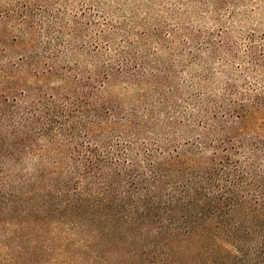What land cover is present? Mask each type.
I'll return each instance as SVG.
<instances>
[{
	"label": "trees",
	"instance_id": "obj_1",
	"mask_svg": "<svg viewBox=\"0 0 264 264\" xmlns=\"http://www.w3.org/2000/svg\"><path fill=\"white\" fill-rule=\"evenodd\" d=\"M79 10L0 0V264H264V38L175 82Z\"/></svg>",
	"mask_w": 264,
	"mask_h": 264
},
{
	"label": "rangeland",
	"instance_id": "obj_2",
	"mask_svg": "<svg viewBox=\"0 0 264 264\" xmlns=\"http://www.w3.org/2000/svg\"><path fill=\"white\" fill-rule=\"evenodd\" d=\"M51 1L79 12L84 8L91 18L122 23L123 32L134 33V50L155 69L151 72L163 78L175 71V82L189 78L203 63L218 66L229 45L243 53L247 39L264 38V0ZM121 94L127 100L132 89L126 86Z\"/></svg>",
	"mask_w": 264,
	"mask_h": 264
}]
</instances>
